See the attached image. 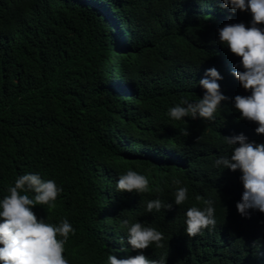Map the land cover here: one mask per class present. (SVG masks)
Listing matches in <instances>:
<instances>
[{"label": "trees", "instance_id": "trees-1", "mask_svg": "<svg viewBox=\"0 0 264 264\" xmlns=\"http://www.w3.org/2000/svg\"><path fill=\"white\" fill-rule=\"evenodd\" d=\"M222 12H232L222 0H0V199L20 175L55 180L63 188L55 207L32 210L72 224L69 264L137 255L123 219L164 234V247L144 254L165 264H264V213L242 215V173L214 166L231 154L224 136L264 143L234 107L251 93L234 75L241 58L219 41ZM234 13L251 26L250 11ZM212 67L229 98L215 120H172L168 109L182 97H203L199 80ZM129 168L150 191H117ZM174 179L188 188L183 205ZM197 196L214 201L217 223L190 237L186 211L204 207ZM157 198L172 208L147 212Z\"/></svg>", "mask_w": 264, "mask_h": 264}, {"label": "clouds", "instance_id": "clouds-1", "mask_svg": "<svg viewBox=\"0 0 264 264\" xmlns=\"http://www.w3.org/2000/svg\"><path fill=\"white\" fill-rule=\"evenodd\" d=\"M223 7H230L232 12L223 13V22L219 29V41L230 51L239 56L236 68L243 70L234 72L242 87L250 91V95H236L234 107L240 112L241 118L255 122V131L264 134V0H222ZM250 11L251 26L239 23L234 12ZM232 60V58H231ZM229 58L226 61L231 62ZM223 79L215 68H209L205 77L199 80L204 95L198 101H189L182 97L179 103L168 109L167 115L175 121L191 117L204 120H215V114L222 101L229 99L221 91L219 80ZM184 136L189 135L187 128L181 129ZM202 136L197 137L200 141ZM228 145L232 146L229 156L220 155L215 161L217 168L239 170L243 183L242 199L237 203L238 211L248 216V210L254 209L264 213V143L249 141L243 133L224 136ZM176 185L174 202L183 205L188 200V188L174 179ZM117 191L145 193L150 191L149 180L145 175L129 168L119 175L116 181ZM63 192L53 179H43L39 173H27L15 178L14 185L7 187V195L0 199V264H69L64 255L65 245L69 236L75 235V229L67 218L59 223H50L39 218L32 210L36 205L45 206L47 212L55 207V202ZM29 193H34L30 196ZM203 200L204 207L190 206L186 211V233L195 237L203 230L215 228L214 201L197 196ZM172 204L165 205L161 199L149 200L146 211L159 212L162 208L171 209ZM121 228L127 230V243L132 249L139 250L137 255L118 258L114 254L107 256V264H165L164 259H150L144 250L152 246L164 247V234L155 227L146 226L141 222L121 221Z\"/></svg>", "mask_w": 264, "mask_h": 264}]
</instances>
